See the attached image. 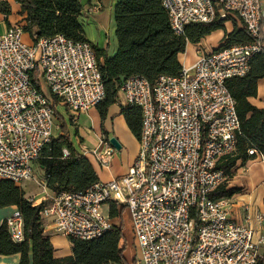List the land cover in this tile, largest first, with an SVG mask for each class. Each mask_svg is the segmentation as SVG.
<instances>
[{
	"label": "built area",
	"instance_id": "2783aa9c",
	"mask_svg": "<svg viewBox=\"0 0 264 264\" xmlns=\"http://www.w3.org/2000/svg\"><path fill=\"white\" fill-rule=\"evenodd\" d=\"M162 6L177 36L189 25L232 18L241 22L250 41L197 50L192 65L153 84L139 75L123 80L121 106H135L141 115L139 152L127 174L98 181L82 192L53 194L41 182L45 191L29 201L43 206L40 221L48 220L55 234L79 241L111 230L105 205L125 206L138 249L135 264L264 262V235L252 227L255 222L264 228V209L237 223L227 199L211 197L226 179L218 166L235 151L240 134L227 81L245 77L251 59L264 53V0H162ZM99 9L93 7L91 14ZM23 27L0 34V179L15 185L32 180L33 165L56 128L41 83L72 118L105 97L99 62L89 43L60 34L27 43ZM115 152L109 140L86 151L103 168ZM248 154L262 158L254 149ZM63 155L68 152L63 150ZM5 222L11 240L22 242L19 211Z\"/></svg>",
	"mask_w": 264,
	"mask_h": 264
},
{
	"label": "trees",
	"instance_id": "16d2710c",
	"mask_svg": "<svg viewBox=\"0 0 264 264\" xmlns=\"http://www.w3.org/2000/svg\"><path fill=\"white\" fill-rule=\"evenodd\" d=\"M20 6V15H25V33L32 32L35 40L63 35L75 42H87L91 45L99 62L105 97L96 106L101 120L107 110L118 101L119 89L123 80L139 75L153 84L160 76H177L182 66L179 56L184 54L187 44H198L212 26L225 22L214 21L210 24L189 25L183 36L175 35L169 25L168 15L162 6V0H117L114 6L113 20L117 50L108 56L105 50L91 44L85 37L83 26L78 21L82 10L79 0H15ZM0 14L8 16L10 6L0 1ZM250 41L244 28L234 30L225 39L220 48L245 44ZM264 78V53L254 56L249 71L243 78L227 81L229 93L236 102V111L240 121V134L237 137L235 151L225 157L218 168L225 173V182L211 194L213 199L231 198L237 189H227V181L238 161L242 163L256 158L248 151L256 150L264 160V109L252 106L247 99L256 96L257 81ZM50 107L54 117L59 120L60 128L65 130L64 119L58 114V100L51 96ZM121 114L132 136L140 139V110L135 106H120ZM103 135H106L102 129ZM63 150L68 152L64 157ZM43 172L47 188L53 194L61 192H82L98 182L97 175L89 161L79 153L66 135L52 138L35 163ZM14 206L23 220L24 238L22 242H13L7 232L6 222L0 224V255H20L19 264L29 263V251H32V264H124L125 247L122 225L112 226L105 235L90 241L68 239L71 244V256L55 258L54 248L49 236L44 234L40 221L43 206H34L25 198L23 190L14 183L0 181V208ZM121 215L111 205L109 217ZM257 264H264L263 260Z\"/></svg>",
	"mask_w": 264,
	"mask_h": 264
},
{
	"label": "crops",
	"instance_id": "0c3cea01",
	"mask_svg": "<svg viewBox=\"0 0 264 264\" xmlns=\"http://www.w3.org/2000/svg\"><path fill=\"white\" fill-rule=\"evenodd\" d=\"M6 1L11 9V14L5 16L0 14V31L4 33L8 28L16 25H26L24 21L25 15H20V6L15 2V0H0ZM103 0H91V4H97L103 8ZM117 3V0H111V4L114 6ZM102 12L98 13L94 18L100 17ZM114 21V20H113ZM228 24V23H227ZM225 24V25H227ZM241 30L242 28H234L233 30L226 32L224 36H218V39H221L220 43L215 45L204 44L206 39H209L211 36L203 38L198 44H195L196 49L194 52V60L189 63L187 66L193 64L196 59V51L200 50L203 52H210L225 43V39L230 35L234 30ZM115 31V25H114ZM115 35V34H114ZM261 37L264 41V12L262 14V24H261ZM116 40V37H115ZM92 43V42H91ZM98 48L105 50L108 56H113L117 50V41L116 46L109 50V43L106 41L96 39L94 43ZM188 45V44H187ZM219 45V46H218ZM187 47V46H186ZM180 62V59H179ZM181 64V62H180ZM182 66V65H181ZM247 101L254 107L258 109H264V78L257 81V92L256 96L253 98H248ZM121 98L118 97L116 104L110 106L107 110V114L104 120L100 119L98 111L95 108L89 110L87 113L78 115L75 119H72V125L75 128L76 139L74 140L70 133L67 135V138L74 145V148L81 153L91 164L93 170L95 171L98 181L109 182L115 179H118L127 174L130 166L135 160L139 152V142L132 136L128 130L123 115L121 114ZM58 112V107H57ZM59 114V113H58ZM63 119L64 116L59 114ZM65 122V119H64ZM56 129V128H55ZM102 129L106 132V135H103ZM110 138H115L120 144L121 149L113 154L110 163L107 167H100L97 162L88 154L86 151L93 148L99 147L100 143L109 140ZM135 140H134V139ZM134 140V141H133ZM133 141V142H131ZM43 176V172L40 171ZM1 181V179H0ZM44 182V181H42ZM20 186V185H17ZM227 189H237L238 193L233 195L231 198H226L229 204L230 217L237 223H244L247 214L253 216L255 213L260 212L264 209V160L261 157H256L254 159L248 160L244 163L238 161L231 171V177L227 181ZM51 193L50 191H48ZM25 193V192H24ZM36 195L30 196L25 195V198L29 200L30 198ZM114 203H109L103 207V212L110 215L111 205ZM115 205L116 211L122 212V207ZM17 211V208L14 206L0 208V224L5 221L7 218L12 216L14 212ZM110 218V217H109ZM112 226H123V223L115 218H110ZM44 234L49 236L50 242L54 248L53 256L55 258H64L71 256V244L69 240L63 236L55 234L50 227L48 220L41 221ZM252 227L258 230L259 233L264 235V228H259L258 225L253 222ZM123 228V227H122ZM131 236L129 241H127L125 236V231L123 229L124 242L121 241L119 246L125 247L123 252V258L125 260L124 264H135V256H138V249L134 242L131 220L130 228ZM134 244V246H133ZM20 255H11V256H1L0 255V264H19ZM29 263L32 264V251H29Z\"/></svg>",
	"mask_w": 264,
	"mask_h": 264
},
{
	"label": "rangeland",
	"instance_id": "374dc122",
	"mask_svg": "<svg viewBox=\"0 0 264 264\" xmlns=\"http://www.w3.org/2000/svg\"><path fill=\"white\" fill-rule=\"evenodd\" d=\"M80 3L82 4V10L78 16V21L80 24L83 26V30L85 33L86 39L94 45L96 42V39H101L103 41H106L109 43V50L111 51L112 48L116 46V40H115V35H114V21H113V5L111 4V0H103L102 5L103 8L100 7L97 4L92 5L91 0H79ZM99 7L100 9L98 10V13L102 12L100 17L94 18L97 14H91V9L93 7ZM10 14H11V9H10ZM228 23V24H227ZM227 24V25H225ZM25 26V25H21ZM243 28L242 24L240 21L237 19H230L226 21L223 25L220 26H212L209 28L208 33L205 37L211 36L209 39H206L207 41H204V44L208 45L210 42H212V45L220 43L221 39H218V36H224L226 32L233 30L234 28ZM236 30V29H235ZM1 33V31H0ZM204 37V38H205ZM23 39L27 43H33L35 38L32 32L26 33L23 37ZM219 46V45H218ZM223 46V45H221ZM220 46V47H221ZM219 47V48H220ZM196 46L192 44H188L184 54H181L179 56L180 62L182 66H187L189 63H191L194 60V52H195ZM218 49V48H217ZM216 50V49H215ZM36 77H40V72L36 71L35 72ZM41 91L44 94L46 98L50 100V94L48 92V89L41 83ZM58 113L64 116L65 119V130H62L60 128V122L55 118V125L56 129L53 134V138H57L58 136H61L62 134L67 135L70 133L71 137L75 140L76 139V134H75V126L72 125L71 116L70 114L65 110V108L58 103ZM78 115H76L74 118L75 119ZM70 119V120H69ZM134 139V138H133ZM135 140V139H134ZM133 140V141H134ZM131 141V142H133ZM39 167L34 164L33 165V177L32 180L22 184L18 187H20L23 192H25V195L33 196L42 193L44 188L40 185L42 181L46 184L44 177L40 173ZM230 179V178H229ZM228 179V180H229ZM47 186V185H46ZM47 191H50L46 187ZM122 207V212L121 215L117 219L120 220L123 223V229L125 231V236L127 241H129V237L131 236V232L129 231L130 229V215L129 211L126 209L125 206H120ZM125 239H123L124 242ZM134 246V244H133ZM137 256H135L136 259Z\"/></svg>",
	"mask_w": 264,
	"mask_h": 264
},
{
	"label": "water",
	"instance_id": "95a60500",
	"mask_svg": "<svg viewBox=\"0 0 264 264\" xmlns=\"http://www.w3.org/2000/svg\"><path fill=\"white\" fill-rule=\"evenodd\" d=\"M109 143L111 144V146H112L115 150L119 151V150L121 149L120 144L117 142V140H116L115 138H110V139H109Z\"/></svg>",
	"mask_w": 264,
	"mask_h": 264
}]
</instances>
